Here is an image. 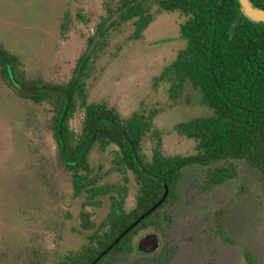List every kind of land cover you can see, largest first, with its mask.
I'll list each match as a JSON object with an SVG mask.
<instances>
[{"label": "rangeland", "instance_id": "obj_1", "mask_svg": "<svg viewBox=\"0 0 264 264\" xmlns=\"http://www.w3.org/2000/svg\"><path fill=\"white\" fill-rule=\"evenodd\" d=\"M110 1L0 0V44L19 58L27 77L63 84L72 77ZM154 13L141 39H133L132 23L111 32L109 46L93 65L88 99L105 101L127 118L156 111L154 125L162 138L163 153L193 154L195 141L180 136L176 125L212 112L192 83L184 84L175 101L170 84L158 81L185 49L186 41L181 37L179 12L155 9ZM52 116L50 106L22 98L0 73V264H27L33 249L52 260L76 251L110 210L108 196L89 201L82 195L69 202L72 184L54 166L58 145L51 129ZM83 117L80 112L72 121L76 134L81 132ZM155 145L151 134L143 143L144 153L150 157ZM116 149L96 146L89 162L100 184L126 183L125 206L131 209L137 184L133 174L123 176L114 170ZM237 167L236 179L213 189H205L209 167H187L177 185L179 197L166 210L172 223L168 228L148 230L158 234L159 249L152 254L136 249L117 253L102 264H247L245 248L264 264V181L245 162L239 161ZM39 176L47 180L55 176L56 193ZM217 222L235 244L223 242L215 231Z\"/></svg>", "mask_w": 264, "mask_h": 264}, {"label": "trees", "instance_id": "obj_2", "mask_svg": "<svg viewBox=\"0 0 264 264\" xmlns=\"http://www.w3.org/2000/svg\"><path fill=\"white\" fill-rule=\"evenodd\" d=\"M252 1L264 8V0ZM155 9L180 13L181 37L186 41L185 49L162 71L158 81L170 84V96L175 101L184 84L192 83L212 112L176 125L180 136L196 143L195 152L189 155L163 153L162 138L154 125L156 111L134 113L127 118L105 101L93 103L88 99L93 65L109 46L111 32L132 23L133 39H141L155 19ZM67 23L65 13L64 30ZM0 73L19 96L36 105L51 107V129L58 145L54 166L65 172L72 184L69 202L82 195L89 201L101 196L110 199L106 217L78 250L52 260L47 253L33 249L29 251L27 264H91L161 200L167 186L165 201L97 264L116 253H131L136 249L137 239L149 229L157 231L170 226L171 216L166 210L178 199L177 185L189 166L209 167L205 189L236 179L239 161L256 169L264 181V23L248 20L238 0H111L69 81L53 84L27 77L19 58L2 44ZM42 89L60 91L66 98L60 93L39 91ZM80 112L84 117L81 132L76 134L71 124ZM151 134L156 145L149 157L143 151V143ZM96 146L103 150L117 147L112 159L114 170L123 176L133 174L137 184L133 208L125 206L128 191L125 182L103 185L99 176L94 175L89 155ZM39 177L50 192L56 193L55 176H48V180L46 176ZM215 231L223 242L235 244L220 222ZM243 253L247 264H261L250 249L245 248Z\"/></svg>", "mask_w": 264, "mask_h": 264}, {"label": "water", "instance_id": "obj_3", "mask_svg": "<svg viewBox=\"0 0 264 264\" xmlns=\"http://www.w3.org/2000/svg\"><path fill=\"white\" fill-rule=\"evenodd\" d=\"M242 14L253 23H264V8L259 7L253 3L252 0H238ZM29 91H35L27 89ZM39 91H50L54 93H60L65 97L63 93L53 89H42ZM66 98V97H65ZM169 189L165 186V193L161 200H159L154 206H152L147 212H145L140 218H138L132 225H130L106 250H104L91 264H97L98 261L109 252L112 247L117 244L131 229H133L142 219L154 212L168 197ZM160 247V238L156 232H149L144 235L138 243V250L145 254H152L156 252Z\"/></svg>", "mask_w": 264, "mask_h": 264}, {"label": "flooded vegetation", "instance_id": "obj_4", "mask_svg": "<svg viewBox=\"0 0 264 264\" xmlns=\"http://www.w3.org/2000/svg\"><path fill=\"white\" fill-rule=\"evenodd\" d=\"M148 233V232H147ZM147 233H145V234H143L142 236H140L138 239H137V242H136V250L138 251V252H140L139 250H138V243H139V240L144 236V235H146ZM140 253H143V252H140ZM117 254V253H116ZM143 254H145V253H143ZM115 255V254H114Z\"/></svg>", "mask_w": 264, "mask_h": 264}]
</instances>
